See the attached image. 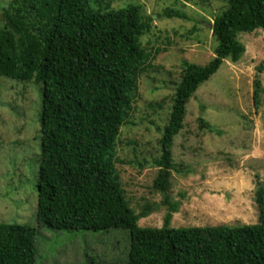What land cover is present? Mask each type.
Returning a JSON list of instances; mask_svg holds the SVG:
<instances>
[{"label":"trees","instance_id":"trees-1","mask_svg":"<svg viewBox=\"0 0 264 264\" xmlns=\"http://www.w3.org/2000/svg\"><path fill=\"white\" fill-rule=\"evenodd\" d=\"M211 25L213 57L181 62L171 110L151 160L152 186L167 206L160 227L138 225L152 208L128 205L115 164L121 127L129 124L139 79L153 57L141 44L151 17L140 4L114 9L106 0H11L0 27V77L41 83V144L37 183L38 228L92 232L123 229V264H264V185L254 192L257 222L172 227L179 203L169 195L174 137L186 104L224 59L238 61L240 32L264 29V0H225ZM168 18L186 19L166 7ZM163 48H156L155 54ZM259 72H261L259 68ZM262 86L253 82V101ZM202 127L218 132L199 117ZM37 229L0 223V264H36ZM94 262L91 261V264Z\"/></svg>","mask_w":264,"mask_h":264},{"label":"rangeland","instance_id":"rangeland-1","mask_svg":"<svg viewBox=\"0 0 264 264\" xmlns=\"http://www.w3.org/2000/svg\"><path fill=\"white\" fill-rule=\"evenodd\" d=\"M11 0H0L3 8ZM112 8L140 4L151 28L141 37L151 67L142 73L129 124L121 127L115 164L129 207L152 211L139 226L160 227L167 206L152 186L158 140L171 110L181 62L203 65L213 57V19L225 0H106ZM166 7L187 18H168ZM242 57L224 59L186 104L183 127L174 137L169 195L179 203L172 227L243 225L257 222L256 181L264 185V29L240 32ZM156 48H163L155 54ZM259 68L261 72H259ZM258 77L262 91L252 98ZM41 83L0 77V223L37 229L36 264H123L129 233L38 228L37 183L41 144ZM199 117L218 132L202 127Z\"/></svg>","mask_w":264,"mask_h":264}]
</instances>
